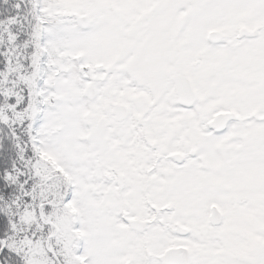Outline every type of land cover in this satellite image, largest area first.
<instances>
[{"label":"snow or ice","instance_id":"1","mask_svg":"<svg viewBox=\"0 0 264 264\" xmlns=\"http://www.w3.org/2000/svg\"><path fill=\"white\" fill-rule=\"evenodd\" d=\"M0 264H264V0H0Z\"/></svg>","mask_w":264,"mask_h":264}]
</instances>
